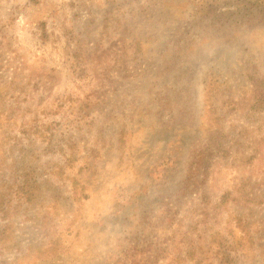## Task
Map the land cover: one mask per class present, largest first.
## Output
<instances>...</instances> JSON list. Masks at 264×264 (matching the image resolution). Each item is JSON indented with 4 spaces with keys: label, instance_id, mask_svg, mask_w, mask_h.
Segmentation results:
<instances>
[{
    "label": "rangeland",
    "instance_id": "374dc122",
    "mask_svg": "<svg viewBox=\"0 0 264 264\" xmlns=\"http://www.w3.org/2000/svg\"><path fill=\"white\" fill-rule=\"evenodd\" d=\"M261 94L264 0H0V264H264Z\"/></svg>",
    "mask_w": 264,
    "mask_h": 264
},
{
    "label": "trees",
    "instance_id": "16d2710c",
    "mask_svg": "<svg viewBox=\"0 0 264 264\" xmlns=\"http://www.w3.org/2000/svg\"><path fill=\"white\" fill-rule=\"evenodd\" d=\"M31 1H35V0H31ZM256 107L259 108H264V95H259L257 100H256ZM33 182H30L28 179L23 180L22 183L20 185H18V188L20 189V192L22 194L25 195H30L31 194V188H32ZM3 196L4 195H0V208H1V218L4 219L5 216L7 215V210L3 209L4 207V202H3ZM1 227H0V235H1ZM226 259L229 260L230 257L227 255Z\"/></svg>",
    "mask_w": 264,
    "mask_h": 264
}]
</instances>
